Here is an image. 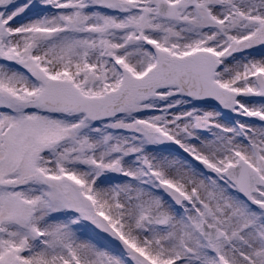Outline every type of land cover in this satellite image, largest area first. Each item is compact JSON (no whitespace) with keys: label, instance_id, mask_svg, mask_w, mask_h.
<instances>
[{"label":"snow or ice","instance_id":"6c2138e0","mask_svg":"<svg viewBox=\"0 0 264 264\" xmlns=\"http://www.w3.org/2000/svg\"><path fill=\"white\" fill-rule=\"evenodd\" d=\"M0 264H264V0H0Z\"/></svg>","mask_w":264,"mask_h":264}]
</instances>
